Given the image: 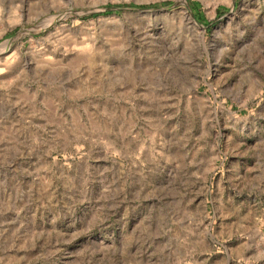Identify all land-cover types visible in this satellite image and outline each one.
<instances>
[{
	"label": "rangeland",
	"instance_id": "374dc122",
	"mask_svg": "<svg viewBox=\"0 0 264 264\" xmlns=\"http://www.w3.org/2000/svg\"><path fill=\"white\" fill-rule=\"evenodd\" d=\"M0 264H264V0H0Z\"/></svg>",
	"mask_w": 264,
	"mask_h": 264
}]
</instances>
